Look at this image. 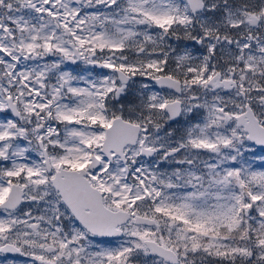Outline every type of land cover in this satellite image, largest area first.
<instances>
[{"label":"snow or ice","instance_id":"obj_1","mask_svg":"<svg viewBox=\"0 0 264 264\" xmlns=\"http://www.w3.org/2000/svg\"><path fill=\"white\" fill-rule=\"evenodd\" d=\"M0 264H264V0H0Z\"/></svg>","mask_w":264,"mask_h":264}]
</instances>
